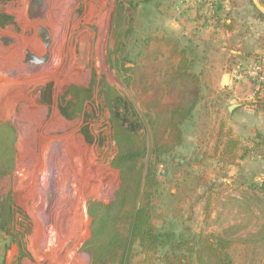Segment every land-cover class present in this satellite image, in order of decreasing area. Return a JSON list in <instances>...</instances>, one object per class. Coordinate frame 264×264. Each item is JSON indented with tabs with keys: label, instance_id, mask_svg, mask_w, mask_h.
<instances>
[{
	"label": "rangeland",
	"instance_id": "1",
	"mask_svg": "<svg viewBox=\"0 0 264 264\" xmlns=\"http://www.w3.org/2000/svg\"><path fill=\"white\" fill-rule=\"evenodd\" d=\"M32 3L0 0L1 12L12 18H0V264H89L81 250L91 231L87 202H109L120 181L111 165L117 146L102 82L132 101L147 126L136 91L126 82L132 74L123 69L133 68L144 40L170 36L201 54L199 45L212 44L219 18L230 16L237 27L252 16L264 19L251 0H42L35 10ZM39 26L48 31L49 55L32 64L24 61L27 50L46 52ZM203 30L210 31V41ZM2 37L11 42L4 44ZM212 47L196 65L202 100L183 124V142L155 155L150 129H141L145 165L159 180L154 223L229 240L230 264H264V141L252 133L239 140L237 158L220 155L224 114L215 103ZM70 87L89 97L69 120L58 106L69 99ZM85 115L92 143L80 133ZM222 125L229 130L227 121ZM15 208L24 213L14 214L17 224L7 219Z\"/></svg>",
	"mask_w": 264,
	"mask_h": 264
},
{
	"label": "trees",
	"instance_id": "2",
	"mask_svg": "<svg viewBox=\"0 0 264 264\" xmlns=\"http://www.w3.org/2000/svg\"><path fill=\"white\" fill-rule=\"evenodd\" d=\"M259 2L264 6L263 0ZM0 18L5 22L12 19L1 10ZM149 39L133 56V68L123 67L132 74L126 82L136 91L147 126L132 101L107 82L101 84L117 146L111 165L118 170L120 181L109 202H87L91 231L81 250L88 255L89 264H230L229 240L201 233H176L170 226L154 223L159 180L153 168L145 165L147 143L141 129H150L155 155L169 153L183 142V124L193 117L202 100V80L196 65L203 58L194 46L180 45L170 36ZM152 41L156 43L153 48ZM161 46L167 51L164 57ZM83 92L78 87L67 90L69 99L58 106L65 119L79 114L83 98L89 97H82ZM80 133L87 143L94 141L86 121ZM222 137L220 155L224 160H233L238 141L229 133ZM16 213L24 215L19 208L10 210L8 222ZM7 231L11 234L10 229ZM16 234V243L24 247L25 242ZM137 255L141 258L134 263Z\"/></svg>",
	"mask_w": 264,
	"mask_h": 264
},
{
	"label": "crops",
	"instance_id": "3",
	"mask_svg": "<svg viewBox=\"0 0 264 264\" xmlns=\"http://www.w3.org/2000/svg\"><path fill=\"white\" fill-rule=\"evenodd\" d=\"M217 21V19H215ZM221 24H215L212 30V44L199 45L202 58L208 48L213 45V53L217 54L214 68L218 70L213 87L216 94L218 111L224 114L223 121L218 125L219 145L222 147L223 134L238 141L236 158L240 150L242 138L254 133V136L264 141V91L245 70L255 61L264 60V22L259 17L243 19L237 27L231 17L219 18ZM232 25V27H231ZM203 39L210 31L201 33ZM197 52L199 53L198 49ZM200 54V53H199ZM200 54V56H201ZM206 60V59H202ZM240 69H244L239 71ZM238 76V77H237ZM226 94H224V90ZM227 121L229 130L224 129L223 122ZM225 138V137H222Z\"/></svg>",
	"mask_w": 264,
	"mask_h": 264
},
{
	"label": "water",
	"instance_id": "4",
	"mask_svg": "<svg viewBox=\"0 0 264 264\" xmlns=\"http://www.w3.org/2000/svg\"><path fill=\"white\" fill-rule=\"evenodd\" d=\"M251 3L253 5V7L258 11V13L264 17V6L259 2V0H251ZM41 4H42V0H33L32 6L35 10V9L39 8L41 6ZM38 31H39L38 35L41 39V42H42L44 48L46 49V52L43 55L39 56V55H35L31 51L27 50L26 54H25V58H24L25 62H30L32 64H41V63L46 62L48 59V55H49L48 54V47H49V43H50L48 31L43 26H39ZM1 40L4 44L11 42V39L8 37H2Z\"/></svg>",
	"mask_w": 264,
	"mask_h": 264
},
{
	"label": "built area",
	"instance_id": "5",
	"mask_svg": "<svg viewBox=\"0 0 264 264\" xmlns=\"http://www.w3.org/2000/svg\"><path fill=\"white\" fill-rule=\"evenodd\" d=\"M245 72L250 75L258 87L262 88L264 91V60L254 62L245 70Z\"/></svg>",
	"mask_w": 264,
	"mask_h": 264
}]
</instances>
